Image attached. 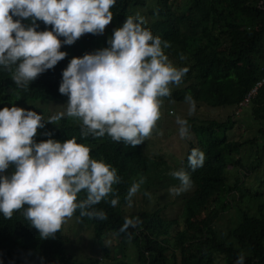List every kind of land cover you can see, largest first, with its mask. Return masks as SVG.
I'll list each match as a JSON object with an SVG mask.
<instances>
[{"label":"trees","instance_id":"obj_1","mask_svg":"<svg viewBox=\"0 0 264 264\" xmlns=\"http://www.w3.org/2000/svg\"><path fill=\"white\" fill-rule=\"evenodd\" d=\"M110 11L113 19L103 34H85L72 45L62 43V48L85 54L108 47L113 30L122 26L126 17L139 14L154 36L169 43L165 54L174 58L171 63L188 69L180 85H172L171 97L165 99L185 101L190 93L196 105L233 108L255 81L261 80L242 108L246 109V119L254 121L255 132L243 140L227 137V131L238 122L234 109L222 119L183 116L190 134L179 139V167L190 173L193 186L167 200L180 206L175 217H168L163 210L168 203L160 201L166 198V189L155 194L147 191L149 185L136 195L142 198L145 192L150 193V197L144 196L150 206L125 211V196L140 174L146 173L147 180L151 171L160 174L149 187L178 186L179 181L169 175L174 163L165 158V145L149 154L143 143L134 148L82 138L77 127L65 122L53 126L45 121L37 130L36 142L49 138L63 142L75 137L77 143L87 145L92 158L117 170L121 183L113 189L119 202L111 206L107 202L113 198L110 195L95 206L106 212V220L80 218L79 210L70 219L69 227L92 232L90 241L97 250L90 256L78 254L84 256L79 258L76 249L83 244L78 243L81 236L76 230L70 236L63 224L54 238L41 240L24 218L23 209L14 212L11 219L0 213V264H41V257L43 264H126L129 251L135 264H236L241 251L245 253L244 264H264V0H116ZM45 75L26 89L12 84L11 77L0 81V108L29 110L34 103L28 99L54 97L58 93L54 78ZM56 77L62 81V74ZM159 128L163 135L156 137V143L163 137L179 136L178 125L165 115ZM193 148L205 154L203 166L195 171L187 159ZM167 164L172 168L168 174ZM13 171L10 166L3 175ZM85 196L83 191L79 194L80 199ZM230 211L232 217L228 216ZM137 216L142 222L138 228L119 232L125 217Z\"/></svg>","mask_w":264,"mask_h":264},{"label":"clouds","instance_id":"obj_2","mask_svg":"<svg viewBox=\"0 0 264 264\" xmlns=\"http://www.w3.org/2000/svg\"><path fill=\"white\" fill-rule=\"evenodd\" d=\"M115 4L116 0H0V81L11 77L12 84L26 89L46 73L58 91L54 97L28 99L34 103L29 110L0 108V213L11 219L23 209L41 240L54 238L77 210L80 218L106 220V212L95 206L110 195L113 198L107 202L116 206L119 195L113 185L121 183L117 170L92 158L90 148L75 137L37 143V130L45 121L77 127L82 138L134 148L156 133L163 135L159 123L164 115L176 122L181 139L190 134L179 108L185 102L189 115L194 113L191 94L185 101L165 99L188 69L171 63L174 58L165 54L169 43L154 36L142 16L126 17L113 30L108 47L85 54L62 48V43L72 45L85 34H103ZM57 74H62L61 82ZM239 101L231 108L234 114L247 104ZM187 159L195 171L203 166L205 154L193 148ZM10 166L14 171L3 175ZM178 167L169 173L179 181L169 189L172 195L193 186L190 173ZM144 183L141 176L129 187L125 196L129 207ZM82 191L84 199L79 198ZM144 195L150 197L148 192ZM141 223L138 216L125 217L119 232L127 233ZM244 259L241 251L236 264H244Z\"/></svg>","mask_w":264,"mask_h":264},{"label":"rangeland","instance_id":"obj_3","mask_svg":"<svg viewBox=\"0 0 264 264\" xmlns=\"http://www.w3.org/2000/svg\"><path fill=\"white\" fill-rule=\"evenodd\" d=\"M179 109H181L180 110L181 115L190 116V117L195 118V119H198V118L204 119V118H211V117H216V118L222 119V118H224V116L227 113H230V111L232 110L230 107H215V106L209 107V106H204V105H200V106L196 105L194 113L189 115V105L185 102H183L181 104V107ZM242 110L243 109H241L239 111V113L235 114L237 116L233 115V117H235V119L238 122H236L227 131V137L228 138H238L239 140H243L244 138L251 137L254 134V132H255L254 121H252V120L248 121L246 119L247 116L244 113V112H246V109H244L243 111ZM238 124H240V126ZM155 135L156 136H151L143 142V144H144L142 146L143 150L148 151V153L151 154V152L156 151L159 146L165 145V147H166V149L164 151L165 158L171 160V162L174 163V164L170 163L173 167H177V165L179 164L180 155H181V154H179V148L181 147V144L179 142L180 137L173 134L170 138L168 137V140L164 139V137H163V140L161 142L156 143L155 142L156 137H162V136L157 135V133ZM184 146H185V143H183V147ZM243 146H245V148L248 149L251 145L248 146L247 144L246 145L244 144ZM251 149H253V146H251ZM167 167H168V170H167L166 174H168L172 169L171 166L168 164H167ZM179 168L180 167H178L177 169H179ZM150 174H151V177H149L148 180H147V174L145 173V174H140V176L137 177L135 181H138L139 178L141 176H143V177H145V183L141 187L143 188L144 185L145 186H147V185L151 186L152 185L151 182L152 181L157 182L156 179L158 176H160V174L156 173L154 171H151ZM150 179H153V180H150ZM149 186H148L147 191L154 192L155 194L158 191H160L161 188L166 189V194H165L166 198H162V199H160V201L168 203L167 206H164V208H163L165 214L168 215V217H175L177 215L179 209H180V206L176 203H169L167 201V200H170L169 199L170 197H172V194L169 192L170 187H168L167 185L164 187H149ZM144 196H142V197L144 198ZM183 197L184 196H182V198ZM132 200H133L132 206L131 207H129L128 205L125 206V211H129V212L130 211H136L138 209H143V208H147L150 206L148 201L140 198V195H135L132 198ZM152 205L153 204H151V206ZM232 214H233V212L230 211L228 213V216L232 217ZM70 221L71 220L68 219L66 221V223H64V225H65L64 227L66 229L65 231L71 236V233L75 232V230H76L81 236V241L78 243L83 244L81 246L80 250L76 249L78 251V253L76 254V257L77 258L84 257V256H80L78 254H81V255L88 254L90 256V255H93V252L96 253L97 250L92 245L93 241H90V236L92 235V232L88 231V230L86 231L83 228L77 227L76 229H74V227H72V226L69 227L68 223ZM79 239H80V237H79ZM92 249H94V251ZM97 257H99V255H97ZM104 262H106V261H104ZM125 262H126V264H135L136 260H135L131 251H129L127 253V256L125 258Z\"/></svg>","mask_w":264,"mask_h":264},{"label":"built area","instance_id":"obj_4","mask_svg":"<svg viewBox=\"0 0 264 264\" xmlns=\"http://www.w3.org/2000/svg\"><path fill=\"white\" fill-rule=\"evenodd\" d=\"M261 80L255 81L254 85L246 92V94L242 97V99L238 102V104H244L248 101V99L252 96L254 93L256 87L260 84Z\"/></svg>","mask_w":264,"mask_h":264}]
</instances>
